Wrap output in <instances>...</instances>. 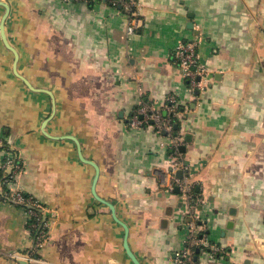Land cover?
<instances>
[{
    "label": "crops",
    "instance_id": "0c3cea01",
    "mask_svg": "<svg viewBox=\"0 0 264 264\" xmlns=\"http://www.w3.org/2000/svg\"><path fill=\"white\" fill-rule=\"evenodd\" d=\"M0 1L18 72L55 100L43 126L52 96L14 74L0 33V137L21 166L9 187L34 198L48 224L34 260L17 257L32 249V216L0 199V264H133L123 227L92 194L95 168L63 135L97 163L96 192L142 264H183L174 256L193 220L221 246L212 258L195 248L193 264H264V0H135L130 12L106 0ZM188 40L206 70L195 90L174 56ZM169 92L180 102L175 146L151 125L126 124ZM184 176L189 200L174 184Z\"/></svg>",
    "mask_w": 264,
    "mask_h": 264
},
{
    "label": "built area",
    "instance_id": "2783aa9c",
    "mask_svg": "<svg viewBox=\"0 0 264 264\" xmlns=\"http://www.w3.org/2000/svg\"><path fill=\"white\" fill-rule=\"evenodd\" d=\"M69 2L73 0H62ZM86 1H100V0H86ZM111 5L117 7H123L127 12L132 11L135 0H106ZM135 25L132 20L126 26L127 34L133 33ZM197 41L188 40L180 41L174 49L175 60L183 75L188 81V86L191 90L199 89L202 87V79L205 78L206 70L199 64L196 53ZM180 102L179 97L174 92H169L164 97L163 102L159 107H154L147 102L139 103L132 112L128 115L126 124L128 127H143L145 125L153 126L157 132H166L168 145L175 146L178 143V136L174 135L173 128L174 123L180 117ZM5 143L0 137V146ZM169 162L173 170H176L181 166L179 160L172 153L169 157ZM21 170L19 161L16 156L5 147L4 159L0 166V199L12 200L27 206L28 211L31 213V220L29 221L30 231L34 233V241L32 249L25 254H18L17 257H26L27 259L34 260L35 252L42 245L47 233V222L41 220L40 214L33 210L35 207H40L39 203L32 197H25L22 192L13 187H9V184L16 182L17 175ZM175 186L182 192L183 196L189 200L192 197V184L187 176L182 178H175ZM174 186H169L172 190ZM193 209L195 207L193 206ZM34 218V220H33ZM190 230L186 238V246L182 250L175 252V260L184 261L183 264H193V256L195 248H205L209 250V254L212 257L216 256L221 250V246L209 242L207 236L200 235L201 226L196 224L195 221H191Z\"/></svg>",
    "mask_w": 264,
    "mask_h": 264
},
{
    "label": "water",
    "instance_id": "95a60500",
    "mask_svg": "<svg viewBox=\"0 0 264 264\" xmlns=\"http://www.w3.org/2000/svg\"><path fill=\"white\" fill-rule=\"evenodd\" d=\"M0 5H3L5 7V11L1 17V20H0V33H1V38H2V41L3 43L5 44V46L7 48H9L12 52H13V55H14V61H13V72L14 74L19 78L21 79L26 86H28L30 89L32 90H41V91H46L48 92L51 96H52V111H51V114L50 116H48L46 118V120L44 121L43 123V126L45 125V123H47L48 119L51 117V115H53L54 111H55V100L53 99V95L51 94L50 91H47L45 89H39V88H35L34 86H32V84L29 82V80L27 78H25L22 74H20L17 70V61H18V53L16 51V49L10 45V43L8 42V39H7V36L5 34V29H4V24H5V19L8 15V12H9V6L6 2L4 1H0ZM45 132V131H44ZM55 137H58V138H71L75 141L76 145H77V152H78V156L79 158L83 161V162H86L88 164H91L94 168H95V176H94V179H93V183H92V186H91V191H92V194L93 196L100 202L104 203L105 205H107L109 207V209L111 210V213H112V216L114 218V220L116 222H118L124 229V241H123V247L128 255V257L130 258V260L132 261L133 264H142L138 258L135 256V254L133 253V251L131 250L130 246H129V243L127 241V236H128V227L127 225L121 221L116 213H115V208L113 206V204L102 198L101 196H99L96 192V188H95V185H96V182H97V178H98V175H99V167L97 165V163H95L94 161L90 160V159H87L83 156V153L81 151V147H80V144H79V141L74 137V136H71V135H63V136H55ZM198 251V250H197ZM194 259H196V256L194 257ZM22 264H24V262H22Z\"/></svg>",
    "mask_w": 264,
    "mask_h": 264
},
{
    "label": "trees",
    "instance_id": "16d2710c",
    "mask_svg": "<svg viewBox=\"0 0 264 264\" xmlns=\"http://www.w3.org/2000/svg\"><path fill=\"white\" fill-rule=\"evenodd\" d=\"M4 147H7V145L4 144L3 146H0V149H1V148H4ZM33 220H34V218H33ZM35 254H36V253H35Z\"/></svg>",
    "mask_w": 264,
    "mask_h": 264
}]
</instances>
